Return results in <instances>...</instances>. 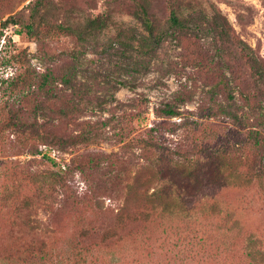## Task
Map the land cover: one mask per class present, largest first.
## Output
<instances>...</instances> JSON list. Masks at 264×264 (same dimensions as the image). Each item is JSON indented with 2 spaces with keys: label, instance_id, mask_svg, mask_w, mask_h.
<instances>
[{
  "label": "rangeland",
  "instance_id": "374dc122",
  "mask_svg": "<svg viewBox=\"0 0 264 264\" xmlns=\"http://www.w3.org/2000/svg\"><path fill=\"white\" fill-rule=\"evenodd\" d=\"M32 1L0 0V21L11 15L17 20L0 28V89L19 74L55 71L71 58L77 63L76 83L88 93L85 109L66 120L42 111L50 104H39L29 91H18L14 100L0 98V264H172L170 244L189 233L198 238L204 230L211 233L212 248L201 264H249L248 234L260 242L252 248L264 251V185H242L243 177L264 174V145L255 143L264 140V85L254 88L233 49L222 52L225 45L204 23L194 37L180 42L165 37L155 57L138 63L131 48L109 41L120 28L139 30L125 0L43 2L35 20L42 27L36 45L16 34L27 23ZM115 1L107 32L94 38L81 30L75 36L52 33L57 25L82 28L86 17ZM197 1L206 18L212 8L219 12L233 40L264 62V0ZM152 11L157 26H165V0ZM234 75L247 101L229 84L230 111L245 119L206 115L225 105L218 80ZM210 86L208 98L204 92ZM176 96L187 101L174 102ZM164 105H174L178 115L157 117L154 110ZM18 109L20 119L11 118ZM18 120L28 128L10 126ZM88 126L95 132L88 133ZM149 139L153 143L147 145ZM180 171L187 190L195 188L185 198ZM216 173L232 176L228 182L234 185L206 180ZM152 188H160L171 204L183 197L188 217L149 212L144 193ZM123 201L147 210L148 221L125 220L120 226L117 209ZM105 237L111 241L102 242Z\"/></svg>",
  "mask_w": 264,
  "mask_h": 264
},
{
  "label": "trees",
  "instance_id": "16d2710c",
  "mask_svg": "<svg viewBox=\"0 0 264 264\" xmlns=\"http://www.w3.org/2000/svg\"><path fill=\"white\" fill-rule=\"evenodd\" d=\"M45 1L51 4L53 0H33L32 2L28 3L27 23L21 27V30L16 32L18 35L24 33L28 37L33 38L36 41V45L40 44L42 27L39 26V23H36L35 20L37 19V13L39 9L43 6V2ZM116 2L117 1L113 3L106 2L105 5H103V11L101 13L96 15L90 14L88 17H86L82 28L57 25L52 29V33L65 34V36H75L78 35L77 31L81 30L86 36L90 35L92 38L97 37L100 33L107 32L110 25L114 23L109 7ZM158 2L159 0H125L122 4L128 10L129 16L137 21L139 30L138 32H134V30L132 28L130 29L129 27L126 29L120 28L121 30H119L117 33L110 34L109 41L111 43H117L121 46L123 45L124 49L125 47L131 48L135 52L134 56L138 63L147 64L151 57H155L157 45L161 44L165 40V37L170 36L176 41L180 42V39L187 35L193 37L194 35H198L197 31L199 30L200 25L207 23L216 32L215 39L219 41V44L225 45V48H221L220 50L224 52V50H227L229 47V49H233L231 50V55H233V58L243 60L249 72L248 79H251L254 88L258 89L260 85H264L263 60L260 57L254 55L250 47L246 46L243 42L240 40H233L229 33V28L227 27L225 19L220 16L219 12L214 11L212 6V14L206 18L207 16L202 14L204 12L201 8H199V1L197 0H165L166 9L168 11L167 18L165 20L166 25L157 26L158 23L152 10L156 7ZM16 23V18L14 15H11L5 20L0 21V28H6L7 25H14ZM187 25H190L189 32L187 30ZM220 50L218 58L222 56ZM76 75L77 63L74 62L73 59L69 58L68 61H63L59 67L57 66L55 71L47 69L43 73L37 75H35V73H30L25 77H23V74H19L15 80L11 79L10 82L6 83L4 88L0 89V92H2L0 98L5 95L6 100L10 98L14 100V97L18 91H24L25 95H27L26 91H29L32 95H36L39 104H50L47 106V108H43L42 106L40 108L41 110H50V114H52L54 117L66 120L72 114L77 113L81 109H85L84 102L88 91H83L82 86L77 85ZM229 84H231V89L234 87L237 90L239 96L247 101L246 95L240 91L239 87L241 85V80L239 77L234 75L230 76L229 78H225L223 76L218 80L216 87H220V90H223V93H225L223 96L225 99V105L219 103L215 110H208V114L206 115H222L236 123H241L243 119H245L244 116L238 117L236 113L230 111L231 105L233 103V96L230 94ZM212 90L213 87L210 86V88L204 92V95L208 96V98H210V96L212 97ZM177 101H179L178 103H183L187 100L180 96H176L174 98V102ZM51 103L56 105L52 106ZM176 109L177 108L174 105H164L163 108L154 110V114L157 117L171 118L178 115ZM19 114L21 115L22 112H20L18 109L14 112H11L10 116L11 118H17ZM10 126L15 128L17 131H23L24 129L28 128V126L23 124L21 120H18L17 122H11ZM88 128L90 129L87 132L90 133L94 127L88 126ZM92 131L95 132V130ZM80 138H86V133ZM252 138L254 139L256 137L253 136ZM152 143L153 142L151 139L146 142L147 145ZM255 143L257 145L259 143V145H264V140H255ZM261 162L262 160H260L258 164ZM263 166L264 165H262V167ZM171 177L178 179V176L172 175ZM230 177L232 176H223L216 173L212 174L211 176L209 175L206 180L213 185H234L231 184V182H228ZM179 179L182 181L181 186L184 189V198L194 193L195 188H191V186L189 190H187V176L183 171L179 172ZM263 181L264 174L263 172L259 171L257 174H251V176H248V178L247 176L243 177L242 185L248 187L259 185L262 187L264 185L262 184ZM193 187H196V184ZM144 194V198L150 203H145L149 206V212L159 213L161 217L168 219L180 218L182 220L183 217H188L186 214H188L190 210L185 204L183 197L180 198L178 202L173 200L175 203L172 202L171 204V202H167L163 199V197L165 198L168 196H166V194L163 193L160 188H152L149 192H145ZM20 209L23 210L26 208H18L17 211L20 212ZM117 210V220L120 226L124 224L125 220H142L143 222L148 221L147 210H137L131 209L129 206L126 207L125 201L120 204V207ZM34 223V221L30 222L28 228L32 229V227H34L33 225H35ZM234 224L236 226L238 225L236 223ZM204 231L207 234H202L198 238H194L193 235L189 233V236H183V239L181 238L177 243L172 242L170 245L173 255L170 263L201 264L205 260L206 256L209 258L211 252L210 248H212L210 241L211 233L209 234L208 231ZM105 233L108 234L109 232L106 230ZM108 241H111L110 237H105L102 240L104 243ZM257 241L258 239L256 240L251 234L246 236V249H249V252L247 253L249 264H263L262 259L264 257V251L252 248ZM167 242H169V240ZM111 261L113 262L114 259L111 258Z\"/></svg>",
  "mask_w": 264,
  "mask_h": 264
},
{
  "label": "built area",
  "instance_id": "2783aa9c",
  "mask_svg": "<svg viewBox=\"0 0 264 264\" xmlns=\"http://www.w3.org/2000/svg\"><path fill=\"white\" fill-rule=\"evenodd\" d=\"M41 149H43V148H39V151H41Z\"/></svg>",
  "mask_w": 264,
  "mask_h": 264
}]
</instances>
